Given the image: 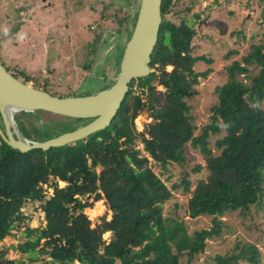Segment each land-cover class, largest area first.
Masks as SVG:
<instances>
[{
	"label": "trees",
	"instance_id": "obj_1",
	"mask_svg": "<svg viewBox=\"0 0 264 264\" xmlns=\"http://www.w3.org/2000/svg\"><path fill=\"white\" fill-rule=\"evenodd\" d=\"M179 1H162L163 20L150 63L152 70L131 81L108 127L75 144L26 152L11 147L0 136V241L11 235L14 227L24 225L27 239L13 247L29 258L26 262L2 254L0 264H116L117 260L123 264H181L183 256L191 263L205 251L207 239L222 235L224 222L219 216L238 212L247 218L252 206L261 204L264 39L252 42L241 60L226 67L228 80L216 87L218 103L211 108V121L197 132L186 99L197 94L200 78L213 71L211 67L196 71L195 64H212L214 60L206 54L193 53L198 33L195 26L168 18ZM238 53V49H232L226 56ZM168 66L173 68L169 70ZM160 76L166 77L160 83L167 86L166 91L153 84ZM25 77V82L31 79ZM43 89L48 88L45 85ZM145 106L152 110L154 121L147 132H142L136 128L135 120ZM27 115L40 117L39 112H19L16 122L25 136L38 141L89 122L64 118L55 119L50 126L37 125ZM223 131L225 134L216 139L221 151L214 153L210 137ZM139 140L148 155L137 148ZM188 145L203 154L206 165L197 163L191 170L185 168ZM150 157L163 169L177 164L182 169L179 179L167 183L153 170ZM98 164L102 166L99 173ZM205 167L209 175L193 187L191 173ZM61 182L66 185L61 186ZM180 189L191 193L189 215H212L211 227L189 233L183 219L165 215L164 204L173 197V191ZM88 194L92 200L86 198ZM103 198L113 212L112 218L109 222H92L85 209ZM36 201L33 211L28 212L27 206ZM97 207L95 216L103 211L101 204ZM37 211L43 215L39 225L33 227L30 221ZM95 230L111 231L116 238L105 245L101 254L98 251L103 241ZM186 239L191 240V245L178 249L177 245ZM214 260L216 264H260L261 251L255 243L238 239L232 250L216 255Z\"/></svg>",
	"mask_w": 264,
	"mask_h": 264
},
{
	"label": "rangeland",
	"instance_id": "obj_2",
	"mask_svg": "<svg viewBox=\"0 0 264 264\" xmlns=\"http://www.w3.org/2000/svg\"><path fill=\"white\" fill-rule=\"evenodd\" d=\"M78 2L0 0V49L7 60L6 67L16 73L19 79L24 81L28 75L31 78L28 83L42 89L46 85L50 93L58 95H87L106 88L116 78L140 0H114L112 4L111 0H82L83 5L77 4ZM127 16L130 18L125 19ZM168 18L176 23L185 20L195 26L198 33L193 41V53L206 54L214 60L212 64L203 61L195 64L196 71H205L210 67L213 71L206 78H200L196 86L197 94L186 99L197 124L196 131L199 132L201 126L211 121V108L218 103L216 87L228 80L226 67L236 59L241 60L252 42L264 39V2L181 0L171 8ZM24 37L26 40H23ZM117 44L120 47L115 50ZM232 49H238L239 53L227 57ZM3 63L5 65V61ZM172 68L173 66H168L169 70ZM239 78L249 81L244 75ZM164 80L166 77L160 76L153 84L158 90L166 91L160 84ZM143 99L147 101V95ZM151 112L148 106L140 111L135 120L139 131H148L154 121ZM39 115L40 117L28 116L31 123L53 125L55 119H64L46 112H40ZM224 134L223 131L210 137V147L214 153L221 151L216 146V139ZM137 144L142 154L148 155L140 140ZM187 153L189 161L186 169L191 170L197 163L206 165V158L198 149L188 145ZM149 159L153 170L167 183L179 179L182 169L177 164H170L167 169H163L152 157ZM101 169L102 166L98 164L96 171L99 173ZM208 175L207 167L199 173H191L193 187L199 179H206ZM60 184L66 185L65 182ZM190 197L191 193L181 189L173 191V197L164 204L165 215L183 219L189 233L211 227L214 218L212 215L194 218L189 215ZM35 204L38 202L30 203L27 211H33ZM99 204L103 211L95 216ZM85 213L92 222L101 223L109 222L113 214L105 198L96 201L93 207L86 208ZM42 215L41 211L33 213L30 225L38 226ZM219 218L224 222L222 235L207 239L203 253L198 254L191 263L187 262V256H183L181 264H216L214 257L232 250L238 239L255 243L261 251L260 264H264V191L261 204L252 206L247 218H242L238 212L226 213ZM24 231V225L14 227L12 234L0 241V255L28 262V254L13 247L26 241ZM95 231L103 241L98 251L101 254L114 235L111 231L103 230L104 233L107 232L106 236L102 231ZM190 245L191 240L186 239L177 247L182 250ZM116 264L123 263L117 260Z\"/></svg>",
	"mask_w": 264,
	"mask_h": 264
},
{
	"label": "water",
	"instance_id": "obj_3",
	"mask_svg": "<svg viewBox=\"0 0 264 264\" xmlns=\"http://www.w3.org/2000/svg\"><path fill=\"white\" fill-rule=\"evenodd\" d=\"M162 1L140 0L136 22L122 54L119 72L111 85L97 92L87 95H54L22 81L0 61V116L4 125L0 124V136L3 140L23 152L36 148L48 150L51 147L75 144L108 127L130 90L131 81L149 75L152 70L150 63L163 20ZM162 87L167 88L166 85ZM19 112H46L89 122L38 141L28 138L20 130L15 119ZM86 198H91V194ZM113 240L116 238L113 237Z\"/></svg>",
	"mask_w": 264,
	"mask_h": 264
},
{
	"label": "flooded vegetation",
	"instance_id": "obj_4",
	"mask_svg": "<svg viewBox=\"0 0 264 264\" xmlns=\"http://www.w3.org/2000/svg\"><path fill=\"white\" fill-rule=\"evenodd\" d=\"M44 1L46 2V0H44ZM75 2H78V1L75 0ZM96 2H97V1H96ZM113 2H114V0H111L110 3L112 4ZM47 3H48V2H47ZM81 3H82V0H81L80 3L78 2L77 4H81ZM48 4H50V3H48ZM82 5H83V3H82ZM82 5H81V6H82ZM18 13H19V11H18ZM127 17H128V16H127ZM127 17H125V19H129V18H130V17H128V18H127ZM119 47H120V46L117 44L116 47H115V50H117ZM3 54H4V53H1V49H0V61H1L2 63L5 61V65H4V66L6 67V66H8V64H7V60L5 59V56H3ZM2 58H3V59H2ZM3 64H4V63H3ZM6 68H7V67H6ZM7 69H8V68H7ZM8 70H9V69H8ZM9 71H10V70H9ZM10 72H11V71H10ZM15 119H16V116H15ZM0 124L4 127V125H3V123H2V120H1V116H0ZM18 125H19V122H18ZM19 127H20V126H19ZM89 199H90V198H89Z\"/></svg>",
	"mask_w": 264,
	"mask_h": 264
},
{
	"label": "clouds",
	"instance_id": "obj_5",
	"mask_svg": "<svg viewBox=\"0 0 264 264\" xmlns=\"http://www.w3.org/2000/svg\"><path fill=\"white\" fill-rule=\"evenodd\" d=\"M7 31V29H5V32ZM254 107H258V105H254Z\"/></svg>",
	"mask_w": 264,
	"mask_h": 264
},
{
	"label": "crops",
	"instance_id": "obj_6",
	"mask_svg": "<svg viewBox=\"0 0 264 264\" xmlns=\"http://www.w3.org/2000/svg\"><path fill=\"white\" fill-rule=\"evenodd\" d=\"M23 40H26V37H24Z\"/></svg>",
	"mask_w": 264,
	"mask_h": 264
},
{
	"label": "bare ground",
	"instance_id": "obj_7",
	"mask_svg": "<svg viewBox=\"0 0 264 264\" xmlns=\"http://www.w3.org/2000/svg\"><path fill=\"white\" fill-rule=\"evenodd\" d=\"M28 116V115H27Z\"/></svg>",
	"mask_w": 264,
	"mask_h": 264
}]
</instances>
